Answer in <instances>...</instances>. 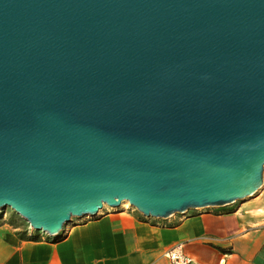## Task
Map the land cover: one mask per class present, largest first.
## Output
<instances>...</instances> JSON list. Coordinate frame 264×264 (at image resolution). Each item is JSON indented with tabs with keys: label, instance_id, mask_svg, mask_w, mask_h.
<instances>
[{
	"label": "water",
	"instance_id": "obj_1",
	"mask_svg": "<svg viewBox=\"0 0 264 264\" xmlns=\"http://www.w3.org/2000/svg\"><path fill=\"white\" fill-rule=\"evenodd\" d=\"M263 183L264 0H0V214L56 236Z\"/></svg>",
	"mask_w": 264,
	"mask_h": 264
},
{
	"label": "crops",
	"instance_id": "obj_2",
	"mask_svg": "<svg viewBox=\"0 0 264 264\" xmlns=\"http://www.w3.org/2000/svg\"><path fill=\"white\" fill-rule=\"evenodd\" d=\"M29 227L0 223V264H177L165 252L178 244L187 264H264V183L243 200L167 218L105 207L55 239Z\"/></svg>",
	"mask_w": 264,
	"mask_h": 264
},
{
	"label": "built area",
	"instance_id": "obj_3",
	"mask_svg": "<svg viewBox=\"0 0 264 264\" xmlns=\"http://www.w3.org/2000/svg\"><path fill=\"white\" fill-rule=\"evenodd\" d=\"M165 254L169 257L174 263L177 264H187L192 261L191 257H189L183 250V245L178 244L170 249H168Z\"/></svg>",
	"mask_w": 264,
	"mask_h": 264
},
{
	"label": "trees",
	"instance_id": "obj_4",
	"mask_svg": "<svg viewBox=\"0 0 264 264\" xmlns=\"http://www.w3.org/2000/svg\"><path fill=\"white\" fill-rule=\"evenodd\" d=\"M106 208H108V207H106ZM80 219L81 218L76 217V218L73 219V221H78ZM17 220H19V217L15 213L14 214H11L10 217L6 221L0 216V223L5 221V222H9L11 224H14L16 226H18L19 224H22V223H19ZM28 230L29 231H32V233L30 234L31 237H36L39 234V236L46 235L50 239H55L57 237H60L64 233V230H63L60 233H58L56 236H50V235L46 234L43 231L35 230L33 228H30V227L28 228ZM35 233H37V235H35Z\"/></svg>",
	"mask_w": 264,
	"mask_h": 264
},
{
	"label": "rangeland",
	"instance_id": "obj_5",
	"mask_svg": "<svg viewBox=\"0 0 264 264\" xmlns=\"http://www.w3.org/2000/svg\"><path fill=\"white\" fill-rule=\"evenodd\" d=\"M131 207V206H130ZM16 214L19 217V220H17L19 223L26 224L27 226H30V224L23 218L21 217L18 213L14 212L12 208H9L6 212H3L0 214V216L6 221L11 214Z\"/></svg>",
	"mask_w": 264,
	"mask_h": 264
},
{
	"label": "bare ground",
	"instance_id": "obj_6",
	"mask_svg": "<svg viewBox=\"0 0 264 264\" xmlns=\"http://www.w3.org/2000/svg\"><path fill=\"white\" fill-rule=\"evenodd\" d=\"M122 206H124V207H130L131 206V202L129 200H126V201L123 202ZM93 215L94 214L92 213V214L87 215L86 217H92Z\"/></svg>",
	"mask_w": 264,
	"mask_h": 264
}]
</instances>
